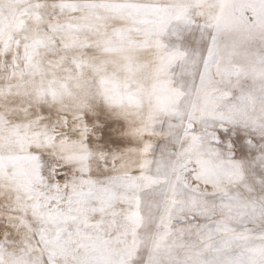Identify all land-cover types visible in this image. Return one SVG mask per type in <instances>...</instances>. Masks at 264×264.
Here are the masks:
<instances>
[{
    "label": "snow or ice",
    "instance_id": "snow-or-ice-1",
    "mask_svg": "<svg viewBox=\"0 0 264 264\" xmlns=\"http://www.w3.org/2000/svg\"><path fill=\"white\" fill-rule=\"evenodd\" d=\"M0 264H264V0H0Z\"/></svg>",
    "mask_w": 264,
    "mask_h": 264
}]
</instances>
